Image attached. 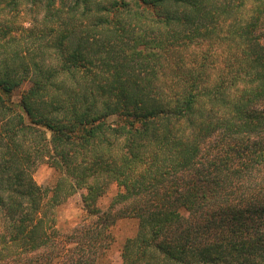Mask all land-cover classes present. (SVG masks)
<instances>
[{
  "label": "trees",
  "instance_id": "16d2710c",
  "mask_svg": "<svg viewBox=\"0 0 264 264\" xmlns=\"http://www.w3.org/2000/svg\"><path fill=\"white\" fill-rule=\"evenodd\" d=\"M29 4L56 65L21 42ZM0 16V264H107L124 218L120 264H264V0H0Z\"/></svg>",
  "mask_w": 264,
  "mask_h": 264
},
{
  "label": "rangeland",
  "instance_id": "374dc122",
  "mask_svg": "<svg viewBox=\"0 0 264 264\" xmlns=\"http://www.w3.org/2000/svg\"><path fill=\"white\" fill-rule=\"evenodd\" d=\"M22 9L23 16L18 18V27H20L21 29H27V31H24L21 35V42L23 46L27 47L26 43L29 42L28 47H30L31 51H34L36 54L41 55L40 58L45 54L47 60L51 61L49 62V64L56 65L59 53L58 47L51 44H49V48L39 45L41 42H43L39 35L42 33V30L47 27V23L45 20L46 9L44 8V6H41V8L38 9L36 7H33L31 4L24 6ZM35 9H37L36 12L38 13L34 14L32 13V11H34ZM2 19L3 17L0 16V20ZM33 32L36 34L35 37H32V35L34 34ZM26 85H28V83H26L24 87H26ZM19 94L17 93L15 95L16 100L19 99ZM115 118L116 117L114 116L110 117V122H114ZM34 177L37 183L43 187H51L55 181L54 170L47 162L40 163L34 174ZM116 192L117 188L112 187L109 193L104 198H102L101 206L107 207L111 198L116 194ZM58 216L60 220L59 227L63 232H69L74 227H76L73 226L75 224L74 221L79 220L83 216L80 192L76 193L75 195L70 197L64 204L59 206ZM113 231L115 240L113 241L111 248L106 251L104 262H106L107 264H120V254L122 246L128 237L133 236L136 233L137 221L131 218H124L122 220H119L116 226H114Z\"/></svg>",
  "mask_w": 264,
  "mask_h": 264
}]
</instances>
